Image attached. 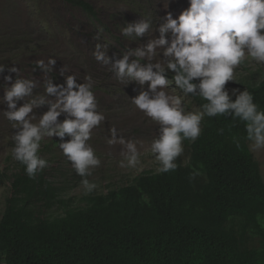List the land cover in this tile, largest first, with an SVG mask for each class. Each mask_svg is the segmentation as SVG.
Returning <instances> with one entry per match:
<instances>
[{
    "label": "trees",
    "instance_id": "1",
    "mask_svg": "<svg viewBox=\"0 0 264 264\" xmlns=\"http://www.w3.org/2000/svg\"><path fill=\"white\" fill-rule=\"evenodd\" d=\"M65 1L98 17L88 0ZM240 85L264 109V78ZM192 94L204 119L197 137L179 133L189 163L84 196V208L42 218L39 201L69 203L42 170L30 178L19 162L0 219V264H264V178L247 122L234 110L207 115L210 102Z\"/></svg>",
    "mask_w": 264,
    "mask_h": 264
},
{
    "label": "rangeland",
    "instance_id": "2",
    "mask_svg": "<svg viewBox=\"0 0 264 264\" xmlns=\"http://www.w3.org/2000/svg\"><path fill=\"white\" fill-rule=\"evenodd\" d=\"M96 8L98 17L93 19L81 8L68 4L65 0H0V64L6 68L16 66L19 68V77L31 79L34 88L30 96H25L18 101V107L26 103L33 106V123L46 114L52 104L57 103V95H49L46 87L49 83L61 84L66 87L68 75H74L77 83H90L98 107L97 112L105 117L91 130V139L85 142V147L93 149L94 157L99 160L97 165L86 166L83 175L78 174L59 147L60 143L73 139L70 134L63 138L43 136L37 155L47 161L42 170L46 178L53 185L60 188V198L68 201L65 206L57 203L52 208H47L45 201L37 203L40 216H56L67 209L84 208V196L92 193H107L109 190L134 183L135 180L146 172H160L162 162L156 157L158 153L151 152V145L161 139L163 128L172 127L162 125L160 122L147 117L133 105V98L141 92L148 91L152 98L156 92L165 91L170 97L169 103L179 107L184 115L202 113L198 127L202 128L204 111L195 101L194 95L184 94L178 88L167 64L174 57L165 56L164 52L171 46L174 37L171 32L164 33L167 41L160 45L158 41L162 34L158 25L163 23L161 16L170 11L174 17L186 9L188 0H88ZM151 20L152 26L142 36H124L122 28L127 21L137 19ZM103 29L102 33L98 32ZM101 45L99 51L105 54L108 64L97 61L94 52L96 45ZM155 45L154 53L148 52V45ZM143 51L144 56L137 53ZM129 57V63L138 62L139 67L147 68L152 65L153 71L159 64L165 69L170 83L165 88H157L152 92L146 82H130L126 77L120 82L111 70L112 63ZM54 60L55 63H49ZM43 66H40V62ZM7 69L5 75H7ZM15 80V74L13 73ZM235 81L228 82L225 90L230 98L238 96L246 88L241 83H258L264 78V63H255L246 59L235 70ZM91 77V80H88ZM196 84L200 78H195ZM7 85L0 79V98L4 95ZM78 90V89H77ZM197 93L200 89L197 88ZM195 92V93H196ZM180 98L177 106L173 103ZM0 103H3L0 99ZM0 105V219L5 211L7 198L11 197L12 185L15 174L20 171V163L12 156L14 142L12 135L15 130L12 122L4 116L3 107ZM65 119L75 120L68 113L58 117L56 124H62ZM115 130V133L113 132ZM47 129H41L46 132ZM121 139L124 143H120ZM129 144L135 146L137 162L129 163L133 155ZM251 151L260 165L264 178V147L256 148L255 140L249 142ZM181 153L172 162L181 160L187 164L190 161L191 147L181 139ZM84 181H87L86 185ZM95 185L89 191V185Z\"/></svg>",
    "mask_w": 264,
    "mask_h": 264
},
{
    "label": "clouds",
    "instance_id": "3",
    "mask_svg": "<svg viewBox=\"0 0 264 264\" xmlns=\"http://www.w3.org/2000/svg\"><path fill=\"white\" fill-rule=\"evenodd\" d=\"M188 7L180 12L178 16L168 11L161 16L158 31L162 38L158 41L164 45L167 41L163 38L164 33L171 32L174 39L171 46L164 52L165 56L174 57L167 64V69L174 73L175 85L183 90L184 94L196 92L200 89V95L210 103L203 107L207 115L215 116L234 110V115L247 122L245 128L248 139L255 140V147H264V109L258 110L254 103V96L247 89L242 91L235 101L230 99L225 85L235 81V70L250 59L255 63H264V0H188ZM152 26L151 20L137 19L126 23L122 28L124 36L142 37ZM103 29L98 32L102 33ZM94 52L97 61L108 64L105 54L99 49ZM155 45H148V52L154 53ZM144 56L143 51L137 53ZM49 63L54 64V60ZM43 66V62H40ZM158 71H153L152 65L147 68L139 67L138 62L129 63V57L125 55L122 59L112 63L111 70L120 82L126 77L130 82H139L144 85L150 82L148 87L152 92L157 88H165L170 80L166 71L159 64L155 66ZM7 69V75L5 71ZM15 74V80L12 74ZM200 78V83L192 81ZM0 79L7 87L4 88L2 96L5 118L12 122L15 130L12 135L14 148L13 158L25 166L27 175L32 178L35 173L43 169L47 161L37 155L40 142L44 135L48 137L63 138L70 134L73 139L69 142L60 143L59 147L67 159L73 162V167L78 174L83 175L86 166L97 165L99 160L94 157L93 149L85 147V142L91 139V130L97 126L105 117L96 111L98 102L90 83H77L74 75L66 78V87L61 84L51 83L46 87L49 95H57V103L52 104L50 110L43 115L39 123H33V106L31 103L18 107V101L32 94L34 83L31 79L19 77V68L16 66L6 68L0 64ZM91 80V77H88ZM78 89V90H77ZM170 97L165 91L156 92L152 98L149 92H141L133 98V105L143 112L147 117L160 122L162 125L172 127L163 128L160 140L151 145V152L158 153L156 159L162 162L161 171L168 172L176 167L172 161L180 155L181 136L197 137L200 133L198 127L202 113H190L184 115L179 107L169 103ZM173 103L179 105L180 98ZM68 113L75 120L65 119L62 124H56L59 116ZM41 129H47L42 133ZM115 133V130H113ZM120 143H124L121 139ZM133 151L129 163L137 162L135 146L129 144ZM87 185L88 182L84 181ZM95 185H89V191Z\"/></svg>",
    "mask_w": 264,
    "mask_h": 264
}]
</instances>
